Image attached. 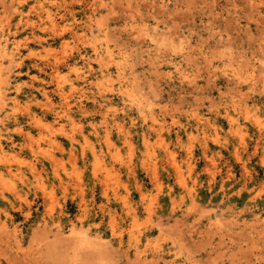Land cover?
<instances>
[{
    "label": "rangeland",
    "instance_id": "obj_1",
    "mask_svg": "<svg viewBox=\"0 0 264 264\" xmlns=\"http://www.w3.org/2000/svg\"><path fill=\"white\" fill-rule=\"evenodd\" d=\"M0 239L264 264V0H0Z\"/></svg>",
    "mask_w": 264,
    "mask_h": 264
},
{
    "label": "bare ground",
    "instance_id": "obj_2",
    "mask_svg": "<svg viewBox=\"0 0 264 264\" xmlns=\"http://www.w3.org/2000/svg\"><path fill=\"white\" fill-rule=\"evenodd\" d=\"M3 49H4V47H3ZM6 51V50H5ZM2 54V53H1ZM118 124H120V123H118ZM107 126V125H106ZM3 127V126H2ZM25 137V136H24ZM56 146V145H55ZM116 146V145H115ZM204 149V148H203ZM45 234V233H44ZM1 240V239H0ZM6 240V239H5Z\"/></svg>",
    "mask_w": 264,
    "mask_h": 264
}]
</instances>
